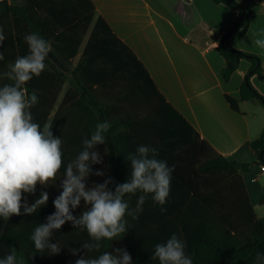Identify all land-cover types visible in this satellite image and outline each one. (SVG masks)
<instances>
[{"label":"trees","instance_id":"obj_1","mask_svg":"<svg viewBox=\"0 0 264 264\" xmlns=\"http://www.w3.org/2000/svg\"><path fill=\"white\" fill-rule=\"evenodd\" d=\"M224 5L238 16L229 27L215 31L220 37L216 47L226 61L222 76L229 83L242 61L251 64L240 90L241 100L227 95L232 110L240 112L241 101H259L264 107V97L252 85L253 77L262 78L264 68L259 56L234 48L230 38L235 33L245 36L254 13V6L240 0H212ZM25 6H13L0 1V27L5 40L0 46L4 59L0 60V86L11 83L3 73L8 65L28 54L24 36L38 33L51 44V53L64 66L60 69L49 57L47 68L39 77H33L25 87L31 94L35 90L38 103L31 109L34 122L51 125L55 137L62 138L63 166L59 175L71 161L73 152L82 150L87 136V126L79 120L80 135H70L71 113L82 117L99 115L105 118L108 104L123 96L118 86L129 81L139 87L146 97L157 100L159 145L189 148L197 160L181 169L183 181H171L170 195L161 213L160 205L149 195L139 218L127 216L128 231L113 241H102L99 251L88 253L83 249L90 242L86 230L75 228L66 222L54 230L51 242L59 243L60 252L51 254L48 249L38 252L30 239L34 228L46 223L55 212L53 200L60 194L61 181L47 186H36L34 194H24L29 204L45 191L49 195L46 205L31 215L11 216L7 221L0 218V259L16 249L17 261L23 264H75V260L88 256L95 258L105 251L126 249L132 264H159L153 260L155 245L165 242L176 234L185 242V254L193 264H258L257 254H264V218H259L252 206L242 173L250 171L251 162L230 160L217 153L201 140L193 127L180 115L159 92L150 74L133 51L114 33L108 23L98 15L92 0H26ZM114 78V80H111ZM121 79V80H120ZM128 83V82H127ZM127 92L133 93L129 87ZM154 108V107H153ZM104 122V121H103ZM74 125V123H73ZM66 126V127H65ZM67 128L66 132L62 130ZM105 145L114 150L120 139L106 134ZM145 142V140H143ZM254 160L264 167V130L260 137L249 143ZM116 149V148H115ZM126 181H113L116 187ZM128 194L125 199L135 208L138 196ZM86 209L84 201L73 210L79 215ZM73 250H77L73 254Z\"/></svg>","mask_w":264,"mask_h":264},{"label":"crops","instance_id":"obj_2","mask_svg":"<svg viewBox=\"0 0 264 264\" xmlns=\"http://www.w3.org/2000/svg\"><path fill=\"white\" fill-rule=\"evenodd\" d=\"M5 1L13 6L27 4L26 0ZM92 2L98 15L138 57L159 92L193 127L199 138L230 160L253 164L249 172L242 173V177L257 216L264 218V167L254 160L249 148V143L258 139L264 130V120L259 119L262 113L254 112L256 104H262L259 101H241L240 112H235L226 100L227 95L241 100V86L251 64L242 61L230 82L226 83L222 76L226 61L216 49L220 37L215 31L231 26L237 19V12L212 0ZM249 4L255 6L248 31L245 36L235 33L230 42L237 50L259 56L264 68V49L254 43L257 39H264V0H252ZM127 82L118 86L120 93L122 90L125 93L109 101L104 119L97 114L80 118L76 112L65 119L70 122L71 136L80 135L77 128L79 120L89 125L87 136L91 135L98 122L108 121L111 124L109 135L120 139L114 150L105 144L96 146L95 150L103 162L90 165L93 174L86 179V186L91 188L109 177L113 181H127L131 170L127 156L134 153L139 145L155 148L158 159L166 160L170 167L174 166L171 181H183L179 171L193 161L197 163V160L189 153V148L159 145V136L163 132L158 130L155 120L157 100L153 106L152 98ZM251 82L264 97V79L253 77ZM129 87L134 89L133 93L127 92ZM62 130L66 132L67 128ZM79 152H73L71 160ZM98 170L105 175H95ZM59 176L56 181H61L63 173ZM108 187L115 190L112 183Z\"/></svg>","mask_w":264,"mask_h":264},{"label":"clouds","instance_id":"obj_3","mask_svg":"<svg viewBox=\"0 0 264 264\" xmlns=\"http://www.w3.org/2000/svg\"><path fill=\"white\" fill-rule=\"evenodd\" d=\"M5 40L4 30L0 27V46ZM28 46V54L18 57L8 65L3 76L11 83L0 86V218L7 221L13 215H31L37 212L49 200L47 192L42 191L33 203L27 202L24 194H34L36 186H47L57 180V174L63 166L62 138L55 137L51 125L34 122L31 109L38 103V96L33 90L28 93L25 85L33 77H39L47 68L46 58L51 53V44L38 33L24 36ZM255 45L264 49V39L255 40ZM4 55L0 52V60ZM110 122H98L90 137L82 141V150L69 161L64 168L60 187L62 191L53 200L55 212L47 217V222L34 228L30 237L38 252L48 249L51 254L60 252L59 243H52L54 230H59L66 222L80 230H86L90 242L83 243L88 253L99 251L102 241H113L127 229V216L133 220L139 218L143 205L149 195L155 204L160 205L161 213L170 195V184L174 166L170 167L166 160L158 159L155 148L139 145L134 153H129L127 160L131 162L129 178L118 184L115 190H109L113 183L111 177L101 184L86 186V179L92 173V164H100L103 159L96 146L106 143V133ZM107 153V149H105ZM103 176L98 170L94 173ZM138 196L135 208H130L125 199L128 194ZM86 209L79 215H73L81 201ZM77 250H73L76 254ZM153 260L159 264H193L190 256L185 254V242L176 234L171 235L163 243L155 245ZM258 264H264V254H257ZM0 264H23L17 261L16 249L0 259ZM75 264H132V257L126 249L115 252L105 251L98 257H81Z\"/></svg>","mask_w":264,"mask_h":264},{"label":"rangeland","instance_id":"obj_4","mask_svg":"<svg viewBox=\"0 0 264 264\" xmlns=\"http://www.w3.org/2000/svg\"><path fill=\"white\" fill-rule=\"evenodd\" d=\"M256 105H257V108L254 106L255 107L254 112H261L262 114L260 113H257V114H260L259 119L264 120V108L260 104H256ZM257 210L259 211V207L257 208Z\"/></svg>","mask_w":264,"mask_h":264},{"label":"water","instance_id":"obj_5","mask_svg":"<svg viewBox=\"0 0 264 264\" xmlns=\"http://www.w3.org/2000/svg\"><path fill=\"white\" fill-rule=\"evenodd\" d=\"M60 69H64V66L62 64H60L57 59L49 53V56H48ZM262 79H264V76L262 77ZM258 163V162H257ZM259 164V163H258Z\"/></svg>","mask_w":264,"mask_h":264}]
</instances>
